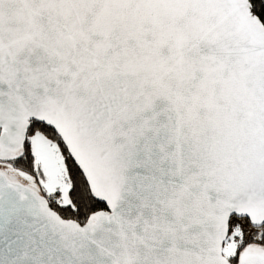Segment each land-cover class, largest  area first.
<instances>
[{
    "label": "snow or ice",
    "instance_id": "obj_1",
    "mask_svg": "<svg viewBox=\"0 0 264 264\" xmlns=\"http://www.w3.org/2000/svg\"><path fill=\"white\" fill-rule=\"evenodd\" d=\"M0 264H264V0H0Z\"/></svg>",
    "mask_w": 264,
    "mask_h": 264
}]
</instances>
